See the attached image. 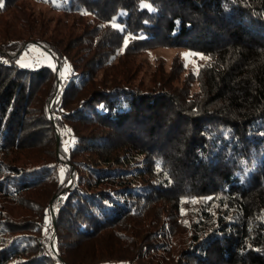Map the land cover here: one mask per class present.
Listing matches in <instances>:
<instances>
[{
    "label": "trees",
    "instance_id": "trees-1",
    "mask_svg": "<svg viewBox=\"0 0 264 264\" xmlns=\"http://www.w3.org/2000/svg\"><path fill=\"white\" fill-rule=\"evenodd\" d=\"M2 4L35 17L0 47L58 70L0 63V264H264V0ZM155 49L207 57L202 78L177 59L143 86Z\"/></svg>",
    "mask_w": 264,
    "mask_h": 264
},
{
    "label": "rangeland",
    "instance_id": "rangeland-1",
    "mask_svg": "<svg viewBox=\"0 0 264 264\" xmlns=\"http://www.w3.org/2000/svg\"><path fill=\"white\" fill-rule=\"evenodd\" d=\"M32 7H33L34 13H37V12L39 13L40 11L43 10L42 6H37L33 4ZM46 15L48 16L49 14L46 12ZM32 17H35V15H32L30 12L27 13L25 11L12 10L9 15L1 18L0 19V42L5 40L6 38H11V39L16 40L18 38L17 37L18 35L27 36L28 34L27 27L31 24ZM34 26L30 27L32 28L30 31L32 32L34 31L33 29ZM35 29H36V26H35ZM0 53L4 55V58L0 57V63L7 62V63H10L13 67H16L18 69H22V68L32 69V68H38L42 66H50V68H52L53 70H58L56 68L55 61L53 60V56L51 55V53L45 51L44 48L38 45L28 43L26 48L22 51V53L16 60H13V57L16 56L15 53L13 52H8L6 51V49H2L0 47ZM184 53H190V52L186 50H182V49H155V50L148 52L144 57H141V60L143 61L141 62L143 63V65H142V68L137 73V77H136L137 81L138 80L142 81L143 86H151V81L153 78V80H158V82L155 83V85L154 84L153 85L154 87L159 89L162 86V83L164 80L160 78L159 75L153 74L154 67L156 66V64H159V63L162 64L163 65L162 67L165 73L169 71L174 61L178 62L177 61L178 59L181 63L182 68L186 70V72L193 73L195 75V81L198 82V80L202 78V76H198V73H199L200 67L203 66V63H204L203 59L201 58L200 55H191L185 58L183 55ZM22 64H25L27 66H21ZM61 73H63L62 78H64L66 76V72L64 71L63 72L59 71L55 73V76L57 78L61 77ZM7 78H8L7 76H2L0 80V94L2 93L6 85ZM69 78L70 77H68V79ZM159 78L161 80H159ZM69 80H73L75 83L79 82L78 78H70ZM137 165L132 166V168H136ZM125 170L130 171L131 168L126 167ZM45 212L47 214L45 216L44 223L40 224V234L38 236V240L42 242L44 252H47L48 247L49 248L52 247L53 250L56 251V247L54 246V242H53L55 238V233L54 232L51 233L49 240H48V245L45 243V237H44L46 233V226L49 224L50 220H53L52 212L50 209V202L46 204ZM179 215L184 223L189 224L191 221H197V216L195 215V212L193 213L189 209H181ZM19 238L26 239L24 237H19ZM19 243L22 245L25 244L22 242V240H20ZM179 243H180V247L184 246V243L183 245H182V242L179 241Z\"/></svg>",
    "mask_w": 264,
    "mask_h": 264
},
{
    "label": "snow or ice",
    "instance_id": "snow-or-ice-1",
    "mask_svg": "<svg viewBox=\"0 0 264 264\" xmlns=\"http://www.w3.org/2000/svg\"><path fill=\"white\" fill-rule=\"evenodd\" d=\"M2 6H3V4H2V0H0V7H2ZM141 7H148L150 11H151V10H154V9L151 8L150 5H147V4H144V3L141 4ZM112 26H113V27H116V24L113 23ZM126 45H127V40H125V46H126ZM183 55H184L185 58H187L188 56H191V55H198V54H195V53H184ZM201 58H202V59H208L207 57H201ZM18 63H19V62H18ZM21 66H27V65L22 64ZM186 66H187V65H186ZM61 76H63V73H61ZM66 150H67V149H66ZM157 168H158V170H162L160 164L157 165ZM63 171H64V170L61 169V175H63ZM62 182H63V181H62Z\"/></svg>",
    "mask_w": 264,
    "mask_h": 264
},
{
    "label": "water",
    "instance_id": "water-1",
    "mask_svg": "<svg viewBox=\"0 0 264 264\" xmlns=\"http://www.w3.org/2000/svg\"><path fill=\"white\" fill-rule=\"evenodd\" d=\"M45 51L49 52V50L45 49ZM17 53H15L16 55ZM55 65H56V68L58 69V62L55 61ZM58 87L60 88V85H58ZM57 137H59V134L57 133Z\"/></svg>",
    "mask_w": 264,
    "mask_h": 264
}]
</instances>
